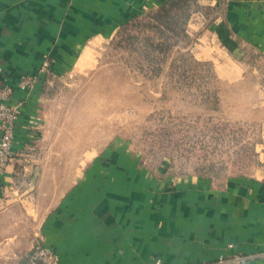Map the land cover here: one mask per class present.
<instances>
[{
	"label": "crops",
	"instance_id": "0c3cea01",
	"mask_svg": "<svg viewBox=\"0 0 264 264\" xmlns=\"http://www.w3.org/2000/svg\"><path fill=\"white\" fill-rule=\"evenodd\" d=\"M166 1L0 0V85L20 102L0 174V264H22L38 237L60 264H264V167L221 180L178 176L111 141L77 173L50 168L61 157L45 153L46 79L91 66L120 26ZM196 2L193 56L226 86L249 70L264 82V0ZM45 56L48 77L20 89ZM234 256L243 260L219 261Z\"/></svg>",
	"mask_w": 264,
	"mask_h": 264
},
{
	"label": "rangeland",
	"instance_id": "374dc122",
	"mask_svg": "<svg viewBox=\"0 0 264 264\" xmlns=\"http://www.w3.org/2000/svg\"><path fill=\"white\" fill-rule=\"evenodd\" d=\"M151 11L120 26L94 51L91 66L46 79L45 153L61 157L50 168L77 173L85 156L111 141L139 154L149 169L165 167L178 176L221 180L264 167V104L258 101L264 82L249 70L246 80L226 86L193 56L196 34L188 23L187 36L174 37ZM179 11L169 10L173 18L164 21L180 28ZM152 25L178 41L164 55L148 46L162 42Z\"/></svg>",
	"mask_w": 264,
	"mask_h": 264
},
{
	"label": "built area",
	"instance_id": "2783aa9c",
	"mask_svg": "<svg viewBox=\"0 0 264 264\" xmlns=\"http://www.w3.org/2000/svg\"><path fill=\"white\" fill-rule=\"evenodd\" d=\"M264 59V55H263ZM51 59L45 56L39 67L32 73L21 76L18 87L24 90L32 89L37 83L45 80L50 74ZM1 71V68H0ZM13 86L0 85V174L5 170L13 157L11 145L14 139L15 121L19 116L20 102H11ZM243 260L241 256L228 259H219L221 262L238 263ZM22 264H60L55 251L44 246L42 239L37 238L27 253ZM159 264V263H158Z\"/></svg>",
	"mask_w": 264,
	"mask_h": 264
},
{
	"label": "trees",
	"instance_id": "16d2710c",
	"mask_svg": "<svg viewBox=\"0 0 264 264\" xmlns=\"http://www.w3.org/2000/svg\"><path fill=\"white\" fill-rule=\"evenodd\" d=\"M196 0H167L165 3H163L162 5H160L159 7H157L155 9V11H151L150 13H148V15H150L151 17H156V19L158 20V23L160 24L159 26H162L163 29H165L166 31H169L171 33H173L174 37H178L179 34L183 33L184 36H187L186 33V25L189 21L190 15L193 12L192 10V6L196 4L195 2ZM180 9L182 11H179L177 15H181L179 16L182 21L181 22V29L178 28L179 26H177L175 21H164V19H169L171 20V18H173L171 15H167L169 13V10L172 9ZM153 10V9H152ZM163 15V16H162ZM163 17H165L163 19ZM133 19V18H132ZM162 22V23H161ZM158 25L157 26H150L151 29H156L155 30V34L156 37L157 35L160 36V38H162V42H158V43H154L155 45H152V43H149L148 46L151 48V50L156 51L159 54H166V52L168 50H170V48L174 45L178 44V41H173L171 42L172 37L171 36H166L164 31L162 29H159ZM176 29H178L176 31Z\"/></svg>",
	"mask_w": 264,
	"mask_h": 264
}]
</instances>
